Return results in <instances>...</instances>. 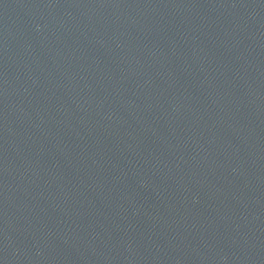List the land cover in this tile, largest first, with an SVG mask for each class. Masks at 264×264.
Here are the masks:
<instances>
[{
  "label": "water",
  "instance_id": "95a60500",
  "mask_svg": "<svg viewBox=\"0 0 264 264\" xmlns=\"http://www.w3.org/2000/svg\"><path fill=\"white\" fill-rule=\"evenodd\" d=\"M0 264H264V0H0Z\"/></svg>",
  "mask_w": 264,
  "mask_h": 264
}]
</instances>
